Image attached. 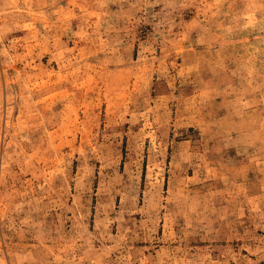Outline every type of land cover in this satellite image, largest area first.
<instances>
[{
  "label": "rangeland",
  "instance_id": "obj_1",
  "mask_svg": "<svg viewBox=\"0 0 264 264\" xmlns=\"http://www.w3.org/2000/svg\"><path fill=\"white\" fill-rule=\"evenodd\" d=\"M262 140L264 0H0V246L24 264H239Z\"/></svg>",
  "mask_w": 264,
  "mask_h": 264
},
{
  "label": "clouds",
  "instance_id": "obj_2",
  "mask_svg": "<svg viewBox=\"0 0 264 264\" xmlns=\"http://www.w3.org/2000/svg\"><path fill=\"white\" fill-rule=\"evenodd\" d=\"M96 2L100 3L104 8L107 7L108 3H115L116 0H96ZM236 144L239 145L240 141L237 140ZM261 144L264 145V140L261 141ZM254 143H249L247 145L248 148L254 147ZM261 152H264V147L259 149ZM81 177L76 178L77 188L79 189V185L81 182ZM252 203V202H250ZM191 208H188V212H192ZM237 218L238 223L242 228L247 229L248 231L244 234L243 238L246 241L257 239L256 233L257 230H264V213H260L255 203H252V207L246 211L243 207H237L234 213ZM199 219V217H196ZM110 222L105 221L104 227L107 228ZM188 229H192L193 232L196 229L193 228L191 223H188L187 228L185 229V233L187 235ZM154 231V229H153ZM172 239L177 241H185L186 236H175ZM192 240L198 245L200 243L199 235H193ZM116 247H120V245H115L113 250ZM244 251L248 252V256H242L239 252L234 254V259L239 261V264H264V237L259 238V242L252 246L249 243H246L243 247ZM22 250L13 249L9 247L5 250L2 246H0V264H24L25 260H31V254L21 255ZM183 252V255L177 256V253ZM156 261L155 264H204V261L209 260L210 257L207 255L197 256L192 259H188V252L182 248H162L159 252L156 253ZM251 257H255V259H251ZM85 257H81V259H85ZM131 258L128 256H121L120 260H130ZM149 257H144L140 264H147ZM71 264V261H69ZM79 264V262H77ZM119 264V261L117 262Z\"/></svg>",
  "mask_w": 264,
  "mask_h": 264
}]
</instances>
